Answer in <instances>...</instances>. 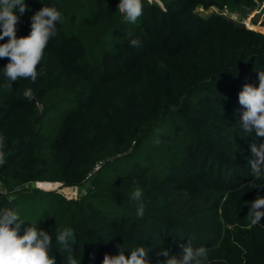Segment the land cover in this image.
Here are the masks:
<instances>
[{
    "label": "trees",
    "instance_id": "1",
    "mask_svg": "<svg viewBox=\"0 0 264 264\" xmlns=\"http://www.w3.org/2000/svg\"><path fill=\"white\" fill-rule=\"evenodd\" d=\"M255 1L264 2L143 0V14L130 23L119 0H92L84 13L78 0H25L17 37L29 34L31 15L44 5H55L62 20L34 83L20 79L9 87L0 72V207L16 210L27 220L23 227L49 231L54 247L58 230L73 229L77 264L128 256L137 244L148 248L149 264H160V248L179 255L183 245H214L222 233L218 249L208 251L209 264H264V217L252 225L247 215L250 202L264 196V179L248 165L250 145L264 137H241L238 103L242 87L258 86L264 71V34L223 15L244 18ZM210 7L217 11H199ZM8 59L0 58V68ZM29 87L31 101L23 96ZM63 107L60 117L47 118ZM128 153L129 172L91 183L76 199L48 192L37 203L32 193L43 191L25 188L80 187ZM136 188L143 217L130 199ZM213 189L224 195L221 221L187 215L193 202L210 212ZM52 254L65 264L63 251Z\"/></svg>",
    "mask_w": 264,
    "mask_h": 264
},
{
    "label": "clouds",
    "instance_id": "2",
    "mask_svg": "<svg viewBox=\"0 0 264 264\" xmlns=\"http://www.w3.org/2000/svg\"><path fill=\"white\" fill-rule=\"evenodd\" d=\"M116 7L126 22L135 23L143 14V0H119ZM26 8L25 0H0V41L8 38L0 43V58H9L0 72L10 82L9 87L13 81L20 79H29L33 83L37 80L40 75L38 65L44 58L49 40L57 35V24L62 20V13L55 5H44L31 15L29 34L17 37L16 24ZM129 43L138 46L140 41L132 38ZM257 80L258 86L245 84L238 93V103L243 108L239 119L241 137L253 133L256 137H264V71H258ZM23 96L31 101L33 89L25 88ZM3 144L4 138L0 136V148ZM250 151L253 156L248 160L250 171L257 179H264V143H252ZM130 199L135 204L136 216L143 217L145 205L142 190L136 188ZM247 215L252 225L260 224L264 217V196L257 195L250 202ZM24 221L27 220L16 210L0 207V264H56L53 249L66 254L65 264H77V256L72 252L76 243L73 229L58 230L54 247L49 231L30 223V226L23 227ZM21 229L23 234H19ZM148 251V248L137 244L134 249L128 250V256L123 252L115 256L106 255L103 264H149L146 259ZM160 254L165 257L160 264H209L208 249L205 246L193 247L190 242L182 246L179 255L170 253L165 247L160 248Z\"/></svg>",
    "mask_w": 264,
    "mask_h": 264
},
{
    "label": "rangeland",
    "instance_id": "3",
    "mask_svg": "<svg viewBox=\"0 0 264 264\" xmlns=\"http://www.w3.org/2000/svg\"><path fill=\"white\" fill-rule=\"evenodd\" d=\"M78 1L82 8L80 11L83 13H84V10L86 9L85 5H90L92 2V0H78ZM148 1H153V0H148ZM154 1H159V0H154ZM212 10L217 11V8H213V7H210L207 9L199 8V11L203 15L210 14ZM263 10H264V2L261 5L259 4L258 6V2L255 1V8L253 9V11L249 12L244 18H242L240 14H238V12L225 11L223 12V15L230 19H234L238 22L244 23V25L248 29L259 31L264 34V13L262 12ZM258 12L261 13L260 18L257 22H253V20L255 19L254 15H256ZM79 19H81V14H78L77 16V20ZM65 107L51 111L49 115L47 116V118L60 117ZM155 131L156 129L152 132H155ZM132 159H133V154L128 153V154H123L121 156H116L112 158L111 160H108V162L103 165V167L98 173H96L90 180L89 179L85 180L84 184L80 187H62L58 183H55L57 184L56 186L51 185V186L45 187L44 185L40 184L41 182H36L33 186L29 185L25 188L30 190V188L33 187V188L43 191L42 193L37 192L35 190L33 191L32 193L33 196L38 197L37 203H39L40 199L45 200V198H48L49 196H51V194H48V192H58V193L65 195L66 197L76 199L78 197L85 195L91 183L105 181V180L110 181V180H113L119 174H126L127 172H129L133 165ZM18 193L19 192L11 193V195L15 196ZM207 194H209V197L214 202V205L212 206V209L210 210V212L206 210H202L200 208L201 207L200 202H193L191 205V209L189 210L187 215H192L193 217H197V220H200L203 223H208L209 219H213L215 222L218 221V219H220L221 221L222 219L221 218V212H222L221 205L224 201V195L222 194V192L214 190V189L207 191ZM223 240H224V234L222 233L219 235L214 245L210 244L206 248L208 249V251L215 252V250L218 249V247L220 246Z\"/></svg>",
    "mask_w": 264,
    "mask_h": 264
},
{
    "label": "built area",
    "instance_id": "4",
    "mask_svg": "<svg viewBox=\"0 0 264 264\" xmlns=\"http://www.w3.org/2000/svg\"><path fill=\"white\" fill-rule=\"evenodd\" d=\"M89 178H90V174L85 178V180H87ZM58 184H60V186H61V183H58Z\"/></svg>",
    "mask_w": 264,
    "mask_h": 264
}]
</instances>
